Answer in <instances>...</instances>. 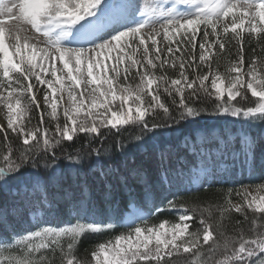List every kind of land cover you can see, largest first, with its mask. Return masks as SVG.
<instances>
[{
  "label": "snow or ice",
  "instance_id": "snow-or-ice-1",
  "mask_svg": "<svg viewBox=\"0 0 264 264\" xmlns=\"http://www.w3.org/2000/svg\"><path fill=\"white\" fill-rule=\"evenodd\" d=\"M246 44L260 53L247 62ZM0 112V264H177L181 254V264H264V182L233 179L255 171L258 151L264 167V0H0ZM204 115L239 127L158 147L160 183H219V201L167 200L176 221L138 212L116 225L87 215L86 184L66 188L61 158L78 173L86 156L108 154L105 130L135 127L144 143ZM97 178L106 199L117 186L131 195L130 179L153 195L142 166ZM60 199L76 201V215L54 222ZM117 226L78 254L85 235Z\"/></svg>",
  "mask_w": 264,
  "mask_h": 264
},
{
  "label": "trees",
  "instance_id": "trees-1",
  "mask_svg": "<svg viewBox=\"0 0 264 264\" xmlns=\"http://www.w3.org/2000/svg\"><path fill=\"white\" fill-rule=\"evenodd\" d=\"M253 47H256V45H245L246 62L253 55ZM255 54H260L258 47H256ZM221 71H223V69H221ZM247 95L249 97V103L255 99L252 98L249 93ZM212 103H215V101H210L209 107ZM45 119L47 120V117ZM38 121L39 114H36L32 120L33 125H36ZM224 126L232 127L235 130V128L239 127V121L236 118L227 116L214 117L204 115L202 118H198L193 123H182L180 133L164 132L163 135L158 134L152 139H149L151 134H148L144 137V143L134 139V136L139 134L140 130L138 128L125 127L120 132H116L115 130L108 132L105 130L107 138L104 141L103 147L109 150L108 154H104L101 157H96L95 155L90 157L86 156L84 158L83 167L78 173L72 162L61 158L59 161L60 167L65 177L68 178L66 181V188L70 186L74 190L80 185L86 184L88 186L86 190L87 215L94 217L97 220L111 222L116 225L126 223L124 221V215L129 210L130 205H134L135 207L141 209L144 214L149 212L153 213V215L147 216V219L152 223H158L163 219L176 221L178 219L176 212L166 208L167 200H175L178 206L185 204L189 208L194 205L215 203L219 201L223 195L222 186L219 183H216L210 188L200 189L199 191L194 189L190 190L191 186L186 180L178 179L173 176H170L172 181L171 185H162L160 183V179L163 176V170L162 166L158 162L157 148L168 144L176 145L182 134H191L198 128L207 129ZM258 130L259 129H257V131ZM156 131L157 133L161 132L160 129H157ZM2 137L3 134L0 133V140H2ZM83 141L84 136L81 134L80 139L74 142H66V145L69 146V150H73L79 144L83 143ZM99 143L100 142L97 141V146H99ZM117 143L122 145V148L117 147ZM57 154L62 156V153L59 151ZM73 154H75V152H73ZM40 163H42V161H40ZM134 165L138 167L142 166L146 170L152 188V197L146 201L144 187L135 180L130 179L128 187L131 189V195H129L128 189L123 186H117L113 189L110 198L106 199L102 183L100 179L97 178L99 170L103 169L107 172L111 169L112 173H116L117 171L124 173L128 168ZM77 176L79 177L78 182ZM109 179H111V176ZM233 179L244 184L264 182V167L261 166V156L259 151L257 152L255 171L249 175L247 170H238ZM74 195L78 196L79 193H74ZM74 203H76V201L60 199L59 212L53 218L54 222L72 219L76 215L75 211H73ZM153 204L160 207L161 211L157 213ZM192 223L193 230H195V228L199 226L198 220ZM24 227H27V225ZM121 231L122 229L117 226L114 231H107L100 235H85L79 243L78 254L81 257H84L90 253L92 247L96 243L119 234ZM187 257L188 254H181L173 259L177 262V264H181V261Z\"/></svg>",
  "mask_w": 264,
  "mask_h": 264
},
{
  "label": "rangeland",
  "instance_id": "rangeland-1",
  "mask_svg": "<svg viewBox=\"0 0 264 264\" xmlns=\"http://www.w3.org/2000/svg\"><path fill=\"white\" fill-rule=\"evenodd\" d=\"M237 100H239V98H237ZM0 122H3V113L2 112H0ZM138 212L141 213V214H144V212L141 209L135 207L134 205H130L129 210L124 215V221L128 222L130 220V218L132 216H134L135 214H137Z\"/></svg>",
  "mask_w": 264,
  "mask_h": 264
}]
</instances>
